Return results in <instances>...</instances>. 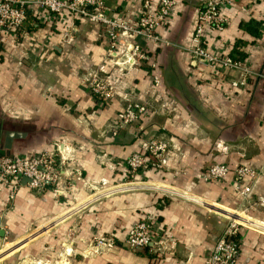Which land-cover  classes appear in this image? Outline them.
<instances>
[{
    "label": "crops",
    "instance_id": "0c3cea01",
    "mask_svg": "<svg viewBox=\"0 0 264 264\" xmlns=\"http://www.w3.org/2000/svg\"><path fill=\"white\" fill-rule=\"evenodd\" d=\"M146 1L156 11L160 0H104L105 12L135 26ZM174 2L159 29L167 45L134 36L116 42L119 57L135 43L148 52L157 64L158 88L148 65L105 62L111 47L106 26L68 14L54 20L30 7L24 37L0 30V155L71 153L57 186L32 191L22 180L13 200L0 187V249L20 243L12 264H205L228 223L212 206L243 208L232 180H201L209 167L254 170L258 179L243 185L251 186L253 200L264 196V80L252 77L236 89L231 81L240 80V72L199 65L189 49L204 0ZM222 15L227 27L208 37L206 50L264 74V0H238ZM98 71L116 88L108 102L89 89ZM134 102L146 104V114L120 128V113ZM150 138L168 142V167L149 166L133 181L185 196L141 189L95 200L93 188L100 184L132 179L126 162L133 154L147 156L143 140ZM250 215L257 228L239 230L237 264H264V205ZM144 220L152 223V244L130 251L128 233ZM44 226L48 233L25 239ZM102 238L114 240V247H98Z\"/></svg>",
    "mask_w": 264,
    "mask_h": 264
},
{
    "label": "built area",
    "instance_id": "2783aa9c",
    "mask_svg": "<svg viewBox=\"0 0 264 264\" xmlns=\"http://www.w3.org/2000/svg\"><path fill=\"white\" fill-rule=\"evenodd\" d=\"M238 0H204V6L199 11L198 22L192 38L193 47L189 49L190 54L199 65L215 71L230 70L241 73L242 78L231 81L233 88H245L250 78L258 77L264 80V74H256L247 68L242 62L230 57H219L208 52L205 43L214 32H223L227 27V20L222 12L234 6ZM37 7L47 12L54 20L60 19L64 14L72 18H82L91 24L106 26L111 47L108 51L106 63L114 67L122 68L129 65H148L153 73V84L156 88L161 85L158 76L157 64L152 57L139 44H131L130 50L119 57L115 53L116 42L120 37L142 38L146 42L157 45H167L168 41L159 34V29L170 16L175 8L174 0H160L156 11L151 10L150 2L146 1L143 6L144 12L135 26L125 21H117L110 18L105 12L104 0H0V30L12 37L22 38L27 34L28 22L27 10ZM90 92L102 102H108L116 93L115 86L103 78L100 72H95L90 82ZM147 105L143 103H129L118 117L120 128L132 126L140 121L147 112ZM147 156L133 154L126 162V169L132 175V179L113 187H106L104 183L93 188L95 200L107 198L122 193L137 191L141 189L163 190L168 194L176 193L185 196L180 191H172L154 184L136 183L133 176L139 174L145 168L151 166L156 170H165L168 167V154L170 146L165 140L150 138L143 140ZM70 152L66 157L63 153L42 152L30 158L0 155V187L10 190V199L15 198L19 190V183L27 180V187L32 191L44 192L48 186H57L62 182L61 165L70 161ZM60 160V162H59ZM259 174L254 170L241 166L230 169L225 165L214 164L202 176L205 183L216 181L229 182L232 180L235 193L241 198L243 204L239 210H230L219 206H212V212L227 220V227L223 235L211 250L205 264H237L239 257V244L235 240L242 228H257L251 226L257 224L252 219L250 212L258 206L264 205V196L253 200L250 185H243L246 180L255 182ZM91 198L90 201L93 200ZM93 200L92 202H94ZM245 206V208H244ZM153 226L149 220H144L134 226L128 233L125 244L130 251L148 249L152 244ZM112 239L102 238L97 241V246L105 249L114 247Z\"/></svg>",
    "mask_w": 264,
    "mask_h": 264
},
{
    "label": "rangeland",
    "instance_id": "374dc122",
    "mask_svg": "<svg viewBox=\"0 0 264 264\" xmlns=\"http://www.w3.org/2000/svg\"><path fill=\"white\" fill-rule=\"evenodd\" d=\"M49 227L44 226L43 228H41L40 230H38L37 232H34V234H31L30 236H28L25 239H29V237H36V239H39L41 236L45 235L46 233H48ZM39 235V236H38ZM38 236V237H37ZM35 239V240H36ZM20 243H18L19 245ZM17 244H11V245H5L0 249V264H12V258L13 256L16 254L15 252H13V250L15 249V247L18 246ZM21 256V254H20ZM38 259V258H35ZM39 261V260H38Z\"/></svg>",
    "mask_w": 264,
    "mask_h": 264
},
{
    "label": "water",
    "instance_id": "95a60500",
    "mask_svg": "<svg viewBox=\"0 0 264 264\" xmlns=\"http://www.w3.org/2000/svg\"><path fill=\"white\" fill-rule=\"evenodd\" d=\"M12 137H13L12 134H9V135H8L7 143H11V138H12ZM59 263H60V264H67V263L64 262L63 259H61Z\"/></svg>",
    "mask_w": 264,
    "mask_h": 264
},
{
    "label": "trees",
    "instance_id": "16d2710c",
    "mask_svg": "<svg viewBox=\"0 0 264 264\" xmlns=\"http://www.w3.org/2000/svg\"><path fill=\"white\" fill-rule=\"evenodd\" d=\"M26 29H27V25H26ZM239 233V232H238ZM237 237V236H236ZM146 250V249H145ZM141 251H144V250H138L137 252H141Z\"/></svg>",
    "mask_w": 264,
    "mask_h": 264
},
{
    "label": "bare ground",
    "instance_id": "6f19581e",
    "mask_svg": "<svg viewBox=\"0 0 264 264\" xmlns=\"http://www.w3.org/2000/svg\"><path fill=\"white\" fill-rule=\"evenodd\" d=\"M251 224V226L253 225L252 223H250Z\"/></svg>",
    "mask_w": 264,
    "mask_h": 264
}]
</instances>
